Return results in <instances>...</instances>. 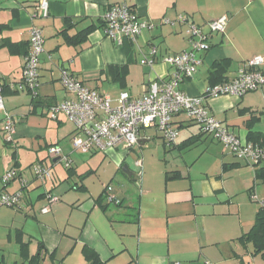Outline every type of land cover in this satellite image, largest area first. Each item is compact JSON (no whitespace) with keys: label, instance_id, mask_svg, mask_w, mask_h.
<instances>
[{"label":"crops","instance_id":"crops-1","mask_svg":"<svg viewBox=\"0 0 264 264\" xmlns=\"http://www.w3.org/2000/svg\"><path fill=\"white\" fill-rule=\"evenodd\" d=\"M38 1L0 0V87L4 90L6 106V111H0V177L12 169L18 172L19 178L7 187V191H22L20 210L34 211L36 205L44 203L46 195H55L57 178L74 180L70 189L81 194L76 198L69 194L65 199L56 194L60 201L50 213L43 214L40 209L41 227L53 237L39 240L36 253L28 246L29 255H36L39 246H43L42 264H88L83 252L87 247L106 264H264V253H255L251 243L241 240L253 228L258 210L264 207V182L257 176L262 167L255 168L239 160L222 145L227 152L223 149L220 155L212 154V166L209 164L211 167L205 169L199 186L189 182L184 185V179L192 176L190 173L184 176L181 171L167 172L163 191L147 187L141 189L137 201H132L127 197L132 185L122 180L123 189L113 192L121 202L118 205L110 202L104 193L111 184L97 197H93L85 185V179L95 173L90 158L100 152L82 154L75 151L71 143L76 135L75 126L63 113L56 120L48 114L50 106L70 97L60 83L62 70L98 91L101 80L117 85L120 93L115 99L101 92L114 103L123 92L133 99L140 98L153 78L166 80L172 75V67L165 62L167 57L190 50L187 34L190 26L210 33L209 23L222 16L228 17L225 32L211 34L210 50L201 55L202 65L193 79L182 83L181 89L191 97L204 94L210 87L213 65L224 59L232 63L227 76L233 79L244 62L254 56H264V0H48L47 18L37 17ZM120 3L130 5L141 19L155 25L136 44L118 45L101 27L104 14ZM179 16L186 17L187 22H179ZM163 19H170L174 24H164ZM66 20L74 24L71 35L88 25L98 27L81 46H69L60 35ZM33 27L42 30L45 40L40 65L41 86L36 99L26 91L17 92L11 88L22 81ZM152 48H157L156 63L151 71L145 72L148 83L142 90L128 89V83L126 87L114 83L106 72L109 66H127L130 74L131 65L137 62V56L134 60L136 53L148 56ZM94 81L98 84L93 85ZM261 103L264 105V87L240 100L231 96L209 100L208 108L236 136L251 142L248 140L250 132L264 136ZM7 114L16 125L13 145L5 142L3 133ZM253 118L258 120L250 126ZM174 126L180 131H196L170 145L172 149H190L205 144L209 138L210 143L216 142L201 134L200 129L193 128L196 124L184 114L174 118ZM191 138L194 144L188 145ZM148 142L147 136H140L139 144L133 149L109 150L112 151L110 156L123 171L129 152ZM54 146H59L69 157L70 168H60L62 163L49 153ZM45 149L48 156L43 153ZM208 149L202 155L208 153ZM119 150L123 152H113ZM38 163L51 168L50 181H37L32 167ZM133 168L134 171L129 167L138 180L126 177L135 183L142 180L143 163L137 160ZM21 179L27 182L26 187L22 186ZM33 218L38 220L34 215ZM24 232L19 230L18 237L25 235ZM22 264L27 261L24 259Z\"/></svg>","mask_w":264,"mask_h":264},{"label":"built area","instance_id":"built-area-1","mask_svg":"<svg viewBox=\"0 0 264 264\" xmlns=\"http://www.w3.org/2000/svg\"><path fill=\"white\" fill-rule=\"evenodd\" d=\"M48 16L49 1L39 0L37 17ZM102 21L105 24L106 36L118 45H123L126 41L136 44L147 30L155 28L153 23L141 19L135 9L126 3L112 6L104 14ZM178 21L186 23L187 18L179 16ZM163 23L174 24L170 19H163ZM227 24V16L211 21L208 25L210 33H205L203 28L191 25L187 33L190 50L165 59L173 69L170 78L150 82L144 94L137 99L123 92L114 103L109 96L86 86L67 70H62L60 83L70 97L62 103L49 107L50 118L56 120L59 114H65L76 128V135L71 139L73 149L82 154H89L107 152L120 147L131 150L139 144L142 131L152 127L161 133L169 145H172L178 137L174 118L184 114L187 120L200 127L202 133L222 144L239 160L246 161L255 168L264 167V145L242 142L226 124L216 119L208 108L209 100L222 96L242 98L261 90L264 87V56L258 55L247 60L233 79L208 87L202 95L191 97L181 89L182 83L193 79L202 65L201 55L210 50L211 34L224 33ZM44 44L42 30L33 27L30 32V47L25 57L22 81L11 86L17 92L30 93L35 99L39 96L41 86L40 65ZM156 55L157 48H152L149 55L142 60V64L152 68L156 63ZM0 111H6L2 88H0ZM4 122L5 142L13 145L16 133L15 121L7 114ZM49 153L65 168L71 167L69 157L59 146L50 148ZM32 170L35 178L41 182L52 179L51 168L44 164H35ZM18 178L19 174L15 169L0 177V209L16 208L22 201V191L16 193L7 191V187ZM21 182L22 186L26 187L27 182L23 179ZM46 200L48 206L42 209L43 214L50 213L60 201L52 194L46 195ZM109 201L119 203L114 196H109ZM0 264L4 263L0 262Z\"/></svg>","mask_w":264,"mask_h":264},{"label":"rangeland","instance_id":"rangeland-1","mask_svg":"<svg viewBox=\"0 0 264 264\" xmlns=\"http://www.w3.org/2000/svg\"><path fill=\"white\" fill-rule=\"evenodd\" d=\"M136 56L137 62H134L131 65L132 71L127 76V87L128 89L140 91V89L142 90L148 83L145 72L148 73L152 68L148 65L142 64V60H144L145 54H140L138 51L134 56L135 61ZM155 80L156 78H153L150 82H153ZM97 84L98 82H93V85ZM99 84L101 87L99 91L108 93L113 99H115L120 93L119 87L117 85H114L110 81L101 80ZM236 98H238V100L241 99L240 97ZM263 108L264 105H262L261 103V111H264ZM233 115H235L236 118L238 117V115L235 113ZM262 117L263 127L264 115H262ZM192 127L200 129L198 125ZM177 131L178 137L176 142L179 143L181 140L189 137V135L192 132L194 133L196 130L189 131L188 129H183L180 131L177 129ZM142 136H147L149 142L146 143V145L143 147H136L135 150L130 151L128 160L126 164H124V166H129L130 169L134 171V162L137 160L141 161L143 163V169L141 171L143 173L142 180H139L135 183L128 181L129 178L126 177L122 169H120L119 163L110 156L112 151L100 152L93 159L90 158L92 160L91 167L93 168V170H95V173H92L85 179V185L90 188V193L91 195H93V197H97L103 192L104 188H106L107 185L111 184L108 188L109 191L107 192V197L109 199V196H114L115 189H123L121 188V181L125 180L129 182L130 185H132L129 195L127 196L128 199L137 201L141 194V189L152 187L155 190L163 191V189L166 187L165 174L167 172L173 173L176 171H181L183 175L190 173L192 176H190V179H184V182H186L184 183V185H187L189 182V184L197 187L202 183L204 179V173L206 171L205 169L212 166V154L220 155L223 149L227 152V150L217 141V143L215 142L214 144L210 143V138L205 144H199L198 146L191 147L190 149L181 151L172 149L173 146H170L162 137L160 132L157 131V129H155L154 127L143 130L141 133V137ZM240 139L242 140V142L246 141L243 137H241ZM207 147L210 148L208 149V153L202 155V152H204ZM113 152H115L116 154H121L123 151L119 150ZM43 153L46 156L49 155L47 149H45ZM49 162L51 161L48 160V163ZM209 164L211 166H208ZM60 168L66 170L63 164H61ZM54 170L55 169H53V171ZM54 173L55 171L53 172V174ZM31 177L32 179H34V176L32 174ZM73 182L74 180L64 181L62 180V178H57V196L59 198L62 197V199H65V196L69 194L73 198H76L77 194H81L80 192H76L75 190L70 189ZM46 206H48V202L45 198L44 203L42 204L41 202L40 204L36 205L34 211H29L27 208H23L22 210H20L18 209V207H4L0 209V261L3 260L5 264H15L16 262L22 264L24 262L21 253L22 246H24L25 244L27 246H31V252L36 253L37 247L39 245V240H41L43 237L49 239L53 237L51 236V234L45 232L40 224V221H43V218L40 214V209H43ZM33 215L36 216L38 220L34 219ZM19 230H24L25 235H20L18 237L17 233Z\"/></svg>","mask_w":264,"mask_h":264},{"label":"trees","instance_id":"trees-1","mask_svg":"<svg viewBox=\"0 0 264 264\" xmlns=\"http://www.w3.org/2000/svg\"><path fill=\"white\" fill-rule=\"evenodd\" d=\"M102 24H101L102 25L101 27H104L105 24L103 21H102ZM73 27H74V24L71 21L66 20V26L60 32V35L62 36L66 45L78 47L87 41L89 35L95 31V29L98 27V25H96V24L88 25V27L84 28L83 30L77 32L74 35H71L70 31L72 30ZM126 42H129V41H126ZM231 64L232 63L229 59H224L221 61H217L213 65L212 71H211V74L209 77L210 86H214V85L229 81L227 74L230 70ZM128 71L129 70H128L127 66H123V67L109 66L108 71H106V72L112 77V81L114 83H118L121 86L126 87V84H127L126 79H127V76L129 75ZM2 92L4 95L3 89H2ZM257 120H258L257 118H253L250 121L251 122L250 126ZM201 134L208 136L202 132H201ZM208 137H210V136H208ZM248 140L253 142V143L264 145V136L261 135L260 133L250 132L248 135ZM194 141L195 140L191 138L188 141V145L194 144ZM257 176L259 179H261L264 182V167H262L258 171ZM108 188L104 191V193H107ZM117 204L120 205L121 202L119 201V203H117ZM241 240L244 241L245 243H251L253 248H254L255 253H257V254H263L264 253V207H261L258 210L253 228L250 230L249 233L244 235L241 238ZM43 249H44L43 246H39L38 253L36 255L30 256L28 246L25 244L24 246H22V252L21 253H22V256L24 257L25 261H27V264H42L43 263V261H42ZM83 252H84L86 260L88 261V264H106L105 262H103L101 260V258L98 256V254L96 252H94V250L85 247Z\"/></svg>","mask_w":264,"mask_h":264},{"label":"water","instance_id":"water-1","mask_svg":"<svg viewBox=\"0 0 264 264\" xmlns=\"http://www.w3.org/2000/svg\"><path fill=\"white\" fill-rule=\"evenodd\" d=\"M123 172H124L125 175H127V176L130 177V178H133L135 181L138 180V176H137L134 172H132V171L129 169L128 166H124V167H123Z\"/></svg>","mask_w":264,"mask_h":264}]
</instances>
